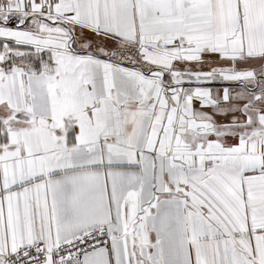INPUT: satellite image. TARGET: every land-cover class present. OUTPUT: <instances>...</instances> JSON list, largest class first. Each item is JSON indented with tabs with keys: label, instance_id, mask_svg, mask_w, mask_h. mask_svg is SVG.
<instances>
[{
	"label": "snow or ice",
	"instance_id": "snow-or-ice-1",
	"mask_svg": "<svg viewBox=\"0 0 264 264\" xmlns=\"http://www.w3.org/2000/svg\"><path fill=\"white\" fill-rule=\"evenodd\" d=\"M0 264H264V0H0Z\"/></svg>",
	"mask_w": 264,
	"mask_h": 264
}]
</instances>
